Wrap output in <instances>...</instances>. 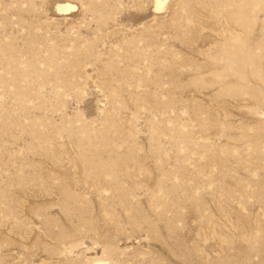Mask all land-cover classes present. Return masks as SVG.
Here are the masks:
<instances>
[{
    "label": "rangeland",
    "instance_id": "rangeland-1",
    "mask_svg": "<svg viewBox=\"0 0 264 264\" xmlns=\"http://www.w3.org/2000/svg\"><path fill=\"white\" fill-rule=\"evenodd\" d=\"M0 264H264V0H0Z\"/></svg>",
    "mask_w": 264,
    "mask_h": 264
},
{
    "label": "bare ground",
    "instance_id": "bare-ground-1",
    "mask_svg": "<svg viewBox=\"0 0 264 264\" xmlns=\"http://www.w3.org/2000/svg\"><path fill=\"white\" fill-rule=\"evenodd\" d=\"M156 1H157L158 8H160L162 5V0H156ZM73 7L74 5L67 3V4H64L63 6H60L59 10H68V9H72Z\"/></svg>",
    "mask_w": 264,
    "mask_h": 264
}]
</instances>
